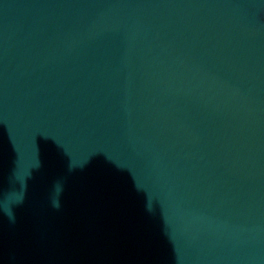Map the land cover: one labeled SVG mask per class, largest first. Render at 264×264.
Returning a JSON list of instances; mask_svg holds the SVG:
<instances>
[{"label": "water", "instance_id": "1", "mask_svg": "<svg viewBox=\"0 0 264 264\" xmlns=\"http://www.w3.org/2000/svg\"><path fill=\"white\" fill-rule=\"evenodd\" d=\"M0 264H264V0H0Z\"/></svg>", "mask_w": 264, "mask_h": 264}]
</instances>
